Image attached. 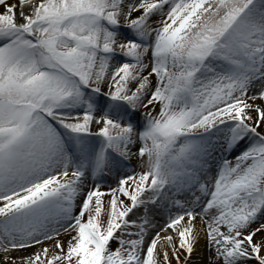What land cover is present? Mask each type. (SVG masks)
<instances>
[{"label": "snow or ice", "instance_id": "snow-or-ice-1", "mask_svg": "<svg viewBox=\"0 0 264 264\" xmlns=\"http://www.w3.org/2000/svg\"><path fill=\"white\" fill-rule=\"evenodd\" d=\"M0 264H264V0H0Z\"/></svg>", "mask_w": 264, "mask_h": 264}, {"label": "bare ground", "instance_id": "bare-ground-1", "mask_svg": "<svg viewBox=\"0 0 264 264\" xmlns=\"http://www.w3.org/2000/svg\"><path fill=\"white\" fill-rule=\"evenodd\" d=\"M203 243V242H202Z\"/></svg>", "mask_w": 264, "mask_h": 264}]
</instances>
